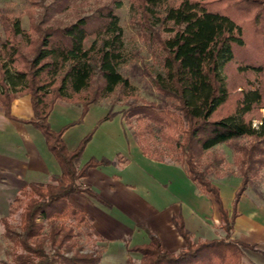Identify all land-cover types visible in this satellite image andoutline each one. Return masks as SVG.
Segmentation results:
<instances>
[{
	"label": "trees",
	"instance_id": "1",
	"mask_svg": "<svg viewBox=\"0 0 264 264\" xmlns=\"http://www.w3.org/2000/svg\"><path fill=\"white\" fill-rule=\"evenodd\" d=\"M79 1L89 0H52L43 6L41 18L29 11V30L21 16L0 15L6 33L0 42V108L12 116V100L30 94L34 117L29 122L43 132L61 166L51 181L24 185L10 213L1 218L14 246L7 251L11 264H101L99 246L84 252L82 231L91 238L97 231L87 211L70 197L95 195L81 179L111 160L92 157L80 166L95 130L75 149L67 146L64 132L79 124L91 105L118 90L131 100L118 111L112 103L99 123L122 113L144 154L183 165L217 203L226 232L194 242L179 219L183 250L171 252L152 234L149 242L130 248L141 253L140 261L126 264H241L244 244L230 238L238 213L223 206L213 173H223L227 159L216 147L226 144L242 177L236 207L264 168V115L254 125L264 101V0H130L131 21L161 66L155 74L145 71L160 95L158 102L141 98L121 70L137 54L127 49L117 12L123 0H98L89 13H78L70 22L57 17ZM231 70L254 74L257 85L250 82L235 92ZM59 100L79 105L81 116L55 129L49 116ZM14 213L21 215L19 226L10 222Z\"/></svg>",
	"mask_w": 264,
	"mask_h": 264
},
{
	"label": "crops",
	"instance_id": "2",
	"mask_svg": "<svg viewBox=\"0 0 264 264\" xmlns=\"http://www.w3.org/2000/svg\"><path fill=\"white\" fill-rule=\"evenodd\" d=\"M12 101V116L0 108V219L10 213L11 203L24 185L49 182L61 172L43 132L29 122L34 117L31 95ZM109 109L104 100L91 105L84 119L64 132L67 146L75 149L95 130L81 154L80 166L92 157L111 160L92 167L81 179L96 196L76 195L73 201L87 211L97 231L94 237L102 249L101 264H126L128 259L139 262L141 253L130 248L149 242L152 234L171 252L183 250L186 239L179 219L194 242L225 237L213 197L197 186L180 163L144 154L122 113L99 123ZM80 116L79 105L59 100L49 121L60 129ZM214 180L223 206L230 214L234 209L238 213L230 238L244 244L241 264H264V188L252 182L235 207L242 177L233 173Z\"/></svg>",
	"mask_w": 264,
	"mask_h": 264
},
{
	"label": "rangeland",
	"instance_id": "3",
	"mask_svg": "<svg viewBox=\"0 0 264 264\" xmlns=\"http://www.w3.org/2000/svg\"><path fill=\"white\" fill-rule=\"evenodd\" d=\"M52 0H37V3L32 0H0V15H10V16H21L22 25L24 28L29 30L30 28V20H29V11H32L36 18H41L44 14L43 6L49 4ZM100 2L98 0H89L86 2H78L69 10L64 11L62 13H58L57 17L64 22H70L75 20L78 13H86L90 12L91 9L95 8ZM118 15L120 17V22L125 29L126 36V46L129 51H134L137 54L134 56L133 60L125 64L121 67V70L130 77L132 84L136 87V93L143 99L147 101H156L160 100V95L158 91L155 89L151 77L145 72L150 71L155 74L161 69V66L153 57L151 50L148 46L143 42V40L138 35V28L131 21V7L130 0H123V4L117 10ZM6 33L0 19V42L3 38H5ZM230 84L234 88L235 92H238L240 89L246 87L250 82L254 81L255 75L252 73H239L236 71H230ZM263 80H264V76ZM262 82V81H261ZM105 102L115 103V107L118 109L126 108L125 102L131 100L129 96L122 94L119 90L113 94V96L103 99ZM264 115V101L258 109V114L254 115V125L259 124L260 117ZM125 120V119H124ZM127 128L130 129L131 133H133V124H130L127 120L124 121ZM134 135V134H133ZM246 142L249 140H245ZM220 152L222 151L227 159V164H225L222 168L223 175H231V174H239L236 170V167L233 165V153L229 146L226 144H221L216 147ZM240 175V174H239ZM220 177L216 173H213V178L218 179ZM252 182L259 183L260 187L264 188V168L255 175L254 180ZM227 193L225 192V197ZM72 202H76V194H72L70 197ZM21 221L20 213H14L10 215V222L19 226ZM5 229L3 222L0 219V264H11L12 257L7 254L8 250H11L14 246L10 245V240L4 235ZM94 239V240H93ZM80 242L84 245V252H90L95 249L96 240L95 237H89L86 233V230L82 231L81 236L79 237ZM19 251H21V247H17ZM69 254V253H68ZM71 254V253H70Z\"/></svg>",
	"mask_w": 264,
	"mask_h": 264
}]
</instances>
